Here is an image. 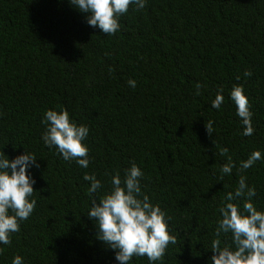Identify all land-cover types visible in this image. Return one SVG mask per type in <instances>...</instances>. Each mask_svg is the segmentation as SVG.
I'll use <instances>...</instances> for the list:
<instances>
[{"label": "trees", "instance_id": "16d2710c", "mask_svg": "<svg viewBox=\"0 0 264 264\" xmlns=\"http://www.w3.org/2000/svg\"><path fill=\"white\" fill-rule=\"evenodd\" d=\"M118 24L101 33L69 0H0V154L27 149L38 165L28 170L34 209L0 245V264L15 255L23 264H117L86 211L131 163L176 237L154 264H210L213 239L231 244L215 235L218 209L241 175L264 209V0H146ZM234 85L248 97L250 136L229 98ZM60 108L89 129L87 168L41 139L45 110ZM254 150L261 159L239 169ZM228 157L235 167L221 179ZM85 173L101 181L97 193Z\"/></svg>", "mask_w": 264, "mask_h": 264}, {"label": "clouds", "instance_id": "9594fccd", "mask_svg": "<svg viewBox=\"0 0 264 264\" xmlns=\"http://www.w3.org/2000/svg\"><path fill=\"white\" fill-rule=\"evenodd\" d=\"M69 3L85 14L89 26L111 35L118 31V19L128 11L129 5L139 10L146 0H69ZM127 83L133 88L136 85L134 79ZM229 98L240 118L242 135H252V113L243 88L234 85ZM223 99L218 91L211 106L219 109ZM41 122L45 125L41 135L44 145L54 146L64 160H74L81 168L88 167L89 149L85 140L89 129L86 125L77 124L64 108L45 110ZM206 127L211 133L210 122ZM226 151L223 150L221 155ZM261 155L259 150L252 151L239 163V169H248L261 159ZM36 160L37 157L27 149L13 159L4 152L0 154V245L10 243L11 234L19 230V221L28 219L34 209L35 178L28 170L38 167ZM233 167L235 165L228 157L220 168L221 179L224 174H231ZM142 176V169L136 163L124 169L123 176L119 172L112 174L109 189L95 196L86 211L97 229L96 239L114 252L117 264H131L134 256H146L148 264H154L164 255L169 243H176L165 213L142 192ZM83 179L90 182L89 194L97 193L102 187L95 174L85 173ZM255 195V188L241 175L234 191L225 196L218 209L215 235L230 234L231 244L221 245L219 239H213L209 247L212 251L210 264H264V209H258L253 203ZM11 264H23V258L15 255Z\"/></svg>", "mask_w": 264, "mask_h": 264}]
</instances>
